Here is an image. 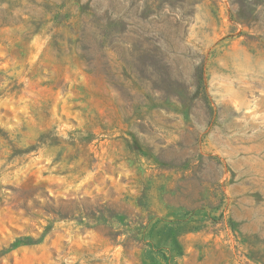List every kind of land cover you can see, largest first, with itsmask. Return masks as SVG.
Segmentation results:
<instances>
[{
    "label": "rangeland",
    "instance_id": "obj_1",
    "mask_svg": "<svg viewBox=\"0 0 264 264\" xmlns=\"http://www.w3.org/2000/svg\"><path fill=\"white\" fill-rule=\"evenodd\" d=\"M0 264H264V0H0Z\"/></svg>",
    "mask_w": 264,
    "mask_h": 264
}]
</instances>
